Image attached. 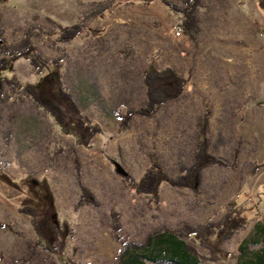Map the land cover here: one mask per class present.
Instances as JSON below:
<instances>
[{
	"label": "rangeland",
	"instance_id": "rangeland-1",
	"mask_svg": "<svg viewBox=\"0 0 264 264\" xmlns=\"http://www.w3.org/2000/svg\"><path fill=\"white\" fill-rule=\"evenodd\" d=\"M98 1L0 0V40L16 45L30 30L50 63L41 75L18 59L0 80L15 77L55 100L61 81L102 127L88 148L78 146L45 111L30 100L8 99L6 90L0 100V264H120L124 248L114 238L111 210L121 214L118 235L143 245L160 229L218 222L230 202L252 209V221L222 249L239 254L245 241L249 252L264 249V0H202L195 43L178 34L179 17L159 1L110 7L85 23L91 31L60 43L58 26L75 25ZM165 1L182 8L184 0ZM166 67L187 79L185 96L153 118L135 117L120 133L118 113L139 107L146 96L143 72ZM206 100L211 152L231 163L237 149V169L206 168L196 193L163 185L159 207L152 208L125 177L139 181L151 154L172 178L189 166ZM77 169L99 208L74 210ZM25 206L62 226L63 255L38 240L30 217L19 212ZM187 243L199 254L197 264H240L209 261L206 249Z\"/></svg>",
	"mask_w": 264,
	"mask_h": 264
},
{
	"label": "trees",
	"instance_id": "trees-1",
	"mask_svg": "<svg viewBox=\"0 0 264 264\" xmlns=\"http://www.w3.org/2000/svg\"><path fill=\"white\" fill-rule=\"evenodd\" d=\"M159 1L170 11L179 17V27L193 43L197 41L200 34L198 13L203 8L202 0H184L182 8H176L165 0H99L81 19L73 26H58L60 31L59 41L68 44L79 37L84 31H91L87 24L90 20L101 19L110 10V7L120 6L133 2L149 4ZM30 30L25 32L23 39L16 45H6L2 40L0 43V75L7 72L11 62L25 59L30 62L32 70L37 74L50 65L42 59L37 48L31 41ZM51 65H58L56 62ZM187 79L180 76L174 69L166 67L162 70L151 69L143 72V85L145 98L137 108H128L124 113H118L119 132L127 131L135 117L149 119L155 115L166 104L183 98L186 94ZM8 91V99L24 102L32 101L38 108L45 111L61 131L67 136H72L78 146L88 148L92 140L102 133V127L91 120L80 108L79 104L67 92L61 81L57 82L58 99L47 96L43 89L30 85H23L17 78L3 77L0 80V100L5 98ZM211 116L210 103L204 102V110L197 121V132L194 144L192 161L189 166H180L179 175L170 177L157 159L156 155H149L150 166L139 181L130 176L125 179L129 187L138 195L148 198V205L152 208L159 207L160 193L163 185L175 188L188 189L197 192L203 181V172L211 166L237 169L239 151L236 149L232 155V162L215 157L212 154V143L209 136V118ZM1 171V170H0ZM77 184L79 199L74 207L80 211L84 207L99 208L100 204L94 194L81 182L80 170L77 169ZM227 212L218 222H209L199 226L183 225L175 230L160 229L151 233L143 245L129 243L122 239L118 233L122 230L121 214L111 210L110 218L114 238L119 241L124 251L120 264H197L199 254L197 250L187 243L192 241L208 251L207 260L218 262L220 260L237 259L240 264H264V249L254 253L249 252L250 246L246 241L240 247V252L232 253L222 249V245L229 241L234 235L245 231L252 221V209L236 206L230 202L226 206ZM50 211L47 207L46 215ZM19 212L30 217L32 227L45 249L55 255H63L66 235L62 226L48 221V218L40 217L41 212L33 207H20ZM245 258V260H243ZM15 264V263H10ZM77 264V263H72Z\"/></svg>",
	"mask_w": 264,
	"mask_h": 264
},
{
	"label": "built area",
	"instance_id": "built-area-1",
	"mask_svg": "<svg viewBox=\"0 0 264 264\" xmlns=\"http://www.w3.org/2000/svg\"><path fill=\"white\" fill-rule=\"evenodd\" d=\"M177 31H178V34H180L183 30H181V28H179Z\"/></svg>",
	"mask_w": 264,
	"mask_h": 264
}]
</instances>
